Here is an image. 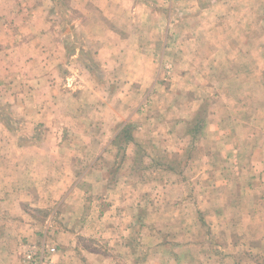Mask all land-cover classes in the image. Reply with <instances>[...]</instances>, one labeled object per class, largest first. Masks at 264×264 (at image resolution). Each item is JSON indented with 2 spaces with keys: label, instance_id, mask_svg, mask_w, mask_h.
<instances>
[{
  "label": "rangeland",
  "instance_id": "rangeland-1",
  "mask_svg": "<svg viewBox=\"0 0 264 264\" xmlns=\"http://www.w3.org/2000/svg\"><path fill=\"white\" fill-rule=\"evenodd\" d=\"M136 1L150 6V24L134 23L125 30L115 26L95 40L88 33V22L94 20L82 18L81 4L72 0H0V157L7 160L0 163V177L11 165L19 166L17 160L23 167L27 156L46 157L45 164L35 165L38 171L49 160L53 168L50 177L31 176L37 193L33 201L21 203L18 217L0 205V250L7 264L30 232L42 238L59 228L75 231L80 220L84 228L76 232L77 245L106 258L107 264H210L203 250L211 227L195 228L199 245L180 243L191 239L186 227L196 221L195 212L185 208L176 217L178 211L166 210L164 216L174 217L157 224L154 208L195 201L203 210L201 218L209 221L222 212L209 210L210 204L232 202L242 187L249 196L253 186L264 191V0H245L246 30L242 40L240 32L233 36L234 45L243 44L244 63L234 60L229 75L221 60L205 66L175 63L195 29L223 25L201 13L206 0H193L194 7L191 0ZM166 29L170 50L163 52ZM201 32L195 41L214 42ZM132 43H152L155 47L146 54L162 63L156 88L148 92L150 87H139V95L149 99H132ZM206 48L202 45L200 53L206 55ZM181 91L184 97L178 95ZM136 108L143 110L137 113ZM212 156L220 161L209 162ZM162 184L171 185L165 196ZM75 185L78 199L65 207V195L59 192ZM50 191L56 194L48 199ZM78 201L84 214L77 221ZM119 209L129 217L127 224L132 221L130 234L124 228L121 234L114 231ZM233 209L223 225L231 234H244L239 221L250 223L252 211L240 210L247 215L241 219ZM179 218L183 227L170 221ZM14 231L19 242L12 236L5 241Z\"/></svg>",
  "mask_w": 264,
  "mask_h": 264
},
{
  "label": "crops",
  "instance_id": "crops-1",
  "mask_svg": "<svg viewBox=\"0 0 264 264\" xmlns=\"http://www.w3.org/2000/svg\"><path fill=\"white\" fill-rule=\"evenodd\" d=\"M76 3L81 4L80 5V13L82 18L91 19L94 20L93 22H88L89 28L88 33L93 36L95 40L99 39V35L102 34H108L112 27L118 26L125 29H131L133 27L134 23H144V24H150V21L152 18H154L151 10H149L150 6L146 2L136 1V0H72ZM238 2L240 5L236 8L234 7L235 3ZM193 7L195 5V2L191 0L189 2ZM247 4L245 0H206L204 3V6L201 9V13H208L209 15H212L213 17H217L221 20L222 24H216L213 27L207 29L204 31L205 27H199L198 29H195L191 33V39L190 41L183 42L185 47L187 45H190V49H184L185 47H182L183 51L181 52V57H178L175 60L176 65H179L181 67L185 66H205L208 65V63H211V61L214 60H221L220 63L224 68L226 75L232 74V71L234 70V60L236 65L243 66V51L244 47L243 44H235L233 42V36L234 31L237 35L238 32H240V38L243 39L244 32L246 29H244L243 25L247 21L246 13H247ZM78 8V6H76ZM236 10L237 13L234 11ZM180 15H183L180 13ZM184 16L189 17L188 14L185 12ZM191 19V18H189ZM212 20V19H211ZM184 21L188 22V20L184 19ZM119 22V23H118ZM215 22V20L213 21ZM123 24V25H122ZM185 31L187 30V26H185ZM184 31V32H185ZM201 32V35L210 37L212 36V39L214 38V42L210 43H203V39L201 38L200 41H195L194 37L198 35ZM196 33V34H195ZM150 36L153 35L152 31L148 33ZM110 35V34H109ZM132 36H136L132 31ZM170 35V30L166 29L164 32V38H163V45H162V51L166 52L169 51V45L166 43L168 41ZM224 36V39H223ZM202 45H206V51L207 54L203 55L201 54ZM142 47V48H141ZM155 47L152 43L150 45L143 44L140 47H137V44L132 43V99H136L137 97L143 98V95H139L138 91L140 86L142 85L146 86L144 88V91L149 88V91L153 88V90L156 88V85L158 84V77L160 75V65L162 67V63L159 65L154 62L152 59L150 53L146 52L150 49H153ZM142 52V54H141ZM188 52V53H187ZM241 53L240 60L238 59L239 56H236L237 54ZM224 59V60H223ZM214 66H216V63H212ZM217 67V66H216ZM245 70H247L245 68ZM238 71V70H237ZM241 72H243L241 70ZM204 74V73H203ZM241 74V73H240ZM242 75V74H241ZM231 83L233 79L227 80ZM185 92L181 91L180 94L182 97H184ZM191 97L194 99V94H191ZM145 99H149L148 96L145 95ZM143 98V99H144ZM189 108V107H188ZM143 109L139 110L142 112ZM137 111V108L134 110ZM181 113H184V110L181 111ZM202 123V122H201ZM200 123V124H201ZM203 127L206 126L204 123L202 124ZM199 126V130L202 127ZM191 134H194V131H191ZM196 136V135H195ZM195 139V138H194ZM134 145L137 143L136 141H132ZM138 145V144H136ZM25 165L22 167V163L17 160L16 168L14 166H10L7 169V172L5 173L6 169L3 170L0 177V205L1 207H4L5 210H10L11 213H14V217H18L19 211H21V203L23 205L33 201L32 194H36L37 191L34 189L35 185L32 186V183H29L31 180V176L33 174L38 178H45L50 177V172L53 171V168H51L49 160L47 162V168L42 170H36L34 167L37 163L42 162L45 164L46 157L42 159V161L39 160L37 157H29L27 156L25 158ZM230 159V158H229ZM220 161L219 157L212 156L209 158V162L213 163V161ZM7 163V160L0 157V163ZM34 164V165H33ZM18 170V171H17ZM29 172H26L28 171ZM17 171V172H16ZM36 172L37 174H35ZM221 172H224L222 170ZM220 174V173H219ZM6 175V177H5ZM27 187H32L27 190ZM45 187V186H44ZM171 185L162 184L161 185V191L160 193L164 195L165 191H169V188ZM178 187L180 189V192L176 190L177 195H180L182 192L181 184L176 185L175 188ZM252 196H249L248 188H241L239 194L236 196L235 200L232 202L226 201V203L221 204L220 206H214L213 204H210L209 210L215 209L217 211H222L224 213H215V218L211 220H206L201 218L202 208L198 202L193 201L192 204H171L172 206H169L167 204L161 203L158 208H154L153 211H159L157 216H159L158 219H154V222H162L163 220H166L168 217L173 218L174 216H164L163 213L167 211H178L176 217H179V212H183L185 208H187L189 211L195 212L196 214V221L192 219V222L187 228V232L189 233L191 231V234H188V237H191V239L188 238H182L181 240H177L180 243H186L189 240L193 242L195 245L198 244L197 239V233H195V228H200L201 225L208 227H211L212 234L211 236H207V240H205V243L208 244V249L203 250L204 254L208 256V263L210 264H264V257L262 256V246H264V191L261 190L259 186L257 187H251ZM44 192L42 191L41 194ZM56 194V191H50L47 192L48 199L52 196V194ZM58 193V192H57ZM62 195H65V207L69 206V203L74 205V200H77L80 191L78 186H72L69 189H63L59 192ZM168 193V192H167ZM221 195V192H220ZM219 193L217 196H220ZM77 196V197H76ZM43 204L47 203L49 201L44 200L41 201ZM76 219L77 221L82 218V215L84 214V209L82 206L81 201L76 202ZM174 205V206H173ZM177 205V206H176ZM233 209V216L236 215V217H240L241 219H245L247 217L246 213L241 212L240 210H250L252 211V215L249 217L251 218L250 223L244 224L246 221H239L243 224H240V227L243 228L244 234H231V232L228 231L227 226L222 221H225V214L226 212H230L231 208ZM45 208L48 207L47 205L44 206ZM1 209V208H0ZM75 209V208H74ZM152 210L153 208H149ZM181 210V211H179ZM122 209H119V216L120 219L117 220L116 229L114 231H118L119 234H121L120 229H128V233H131L132 230V221L130 224H127L125 221L129 217H122ZM25 215H27L26 212H24ZM156 216V217H157ZM204 216V214H203ZM33 221V220H32ZM170 221L176 222L180 221V224L182 227L184 226L185 222L182 221L181 218L179 219H172ZM170 221H166L170 222ZM19 224L21 222L17 221ZM14 222L10 223V226L16 227ZM88 226V220L86 221ZM238 224V223H237ZM93 225L98 229V225H100V222H97L96 225L93 223ZM156 224H152L151 227L155 226ZM223 225V226H222ZM77 229L75 231H68V229H60L58 232L56 230L52 232H47L48 235L42 237L46 238V241L50 243L53 246L57 247V254H56V264H107L109 260L106 258H98V253H92L93 251H88L86 247H80L77 245V239L79 238V234L76 232H80V230H83L84 225L81 223V220L76 223ZM250 227V228H249ZM86 228V226H85ZM118 229V230H117ZM217 229V232H216ZM23 231H27L28 233L30 230L23 228ZM56 231V233H55ZM11 232V231H10ZM252 233L248 235L247 233ZM129 233V234H130ZM27 234V233H26ZM156 234L162 235L163 233L157 232ZM10 236L13 238H16L19 242L17 236H19L18 232L15 233L12 232V235H6L5 241L8 239H11ZM41 234L39 233H29L27 239L28 242L33 241H39L42 238ZM250 236V237H249ZM202 239V238H201ZM199 239V241H201ZM21 241L22 242H24ZM225 241H228L227 243H224ZM234 241V242H233ZM20 243V244H21ZM205 244V245H206ZM22 246V245H21ZM16 246V251H14L15 256H13V261L10 260V264H18L20 260L19 253L21 251V247ZM20 249V251L18 250ZM161 249V247L159 248ZM199 254V253H197ZM6 254L3 252V250H0V264H7V261L9 260L4 258ZM95 256V258H94ZM90 259V260H89ZM110 263L112 264V261L110 260Z\"/></svg>",
  "mask_w": 264,
  "mask_h": 264
},
{
  "label": "built area",
  "instance_id": "built-area-1",
  "mask_svg": "<svg viewBox=\"0 0 264 264\" xmlns=\"http://www.w3.org/2000/svg\"><path fill=\"white\" fill-rule=\"evenodd\" d=\"M21 247L18 264H56L57 247L48 243L46 238L27 242Z\"/></svg>",
  "mask_w": 264,
  "mask_h": 264
},
{
  "label": "trees",
  "instance_id": "trees-1",
  "mask_svg": "<svg viewBox=\"0 0 264 264\" xmlns=\"http://www.w3.org/2000/svg\"><path fill=\"white\" fill-rule=\"evenodd\" d=\"M125 134H126V136H128V135H129V134H128V132H127V130H126V133H125ZM132 141H134L133 137H132Z\"/></svg>",
  "mask_w": 264,
  "mask_h": 264
}]
</instances>
